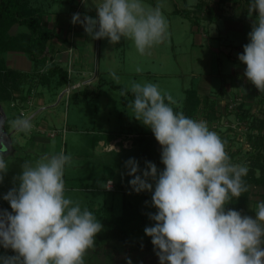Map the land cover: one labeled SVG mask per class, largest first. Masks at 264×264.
Listing matches in <instances>:
<instances>
[{
    "label": "clouds",
    "instance_id": "1",
    "mask_svg": "<svg viewBox=\"0 0 264 264\" xmlns=\"http://www.w3.org/2000/svg\"><path fill=\"white\" fill-rule=\"evenodd\" d=\"M93 6L95 17L74 13L70 22L80 24L94 40L107 38L116 44L121 38L129 39L144 55L170 35L160 3L99 0ZM247 14L252 20L249 42L237 58L246 65L243 75L264 92V0H250ZM109 75L120 83L115 71ZM128 91L134 96L129 103L132 117L150 128L161 146L163 170L148 160L143 169L135 158L125 161L132 191L151 192L156 212L147 215L155 223L146 226L144 233L151 237L159 264H264V201L257 203L254 216L226 209L248 191L244 180L248 166L232 162L227 141L210 130L206 120L174 110L176 100L158 84L132 81L121 96ZM10 126L24 134L33 128L23 115ZM6 151L0 137V182L8 170ZM71 163V155L61 151L21 165V173L13 177L18 186L2 197L11 212L0 209V247L14 255L0 254V264H85L84 257L94 248L103 225L87 207L66 197L64 173ZM112 183L109 179L108 189Z\"/></svg>",
    "mask_w": 264,
    "mask_h": 264
},
{
    "label": "rangeland",
    "instance_id": "2",
    "mask_svg": "<svg viewBox=\"0 0 264 264\" xmlns=\"http://www.w3.org/2000/svg\"><path fill=\"white\" fill-rule=\"evenodd\" d=\"M48 1L46 0L45 3ZM160 1L144 0V3L155 6ZM238 3L239 1L235 3V6L230 4L232 7H227L218 23L215 22L217 28L212 26L206 33L200 28H194L187 18L182 16L179 21V16L175 15L169 26L168 39L159 45H154L144 55L137 52L129 39L121 38L120 42L110 44L107 38L94 40L88 35L85 45L77 47V51L73 52V56L78 53L81 57L75 62V73L80 74L81 72L77 70L78 65L87 69L88 72L95 73L96 76L93 77L91 84L97 83L98 79L104 81L99 85L98 93L91 100L79 99L78 96H74L73 92L67 98L63 94L59 101L56 99V105L45 108L39 113L37 117L39 121L42 119L48 125H55L57 128L55 129L57 134L48 140L46 151L37 150L31 145L26 148V141L22 144L23 146H19L16 141L11 143V136H9L7 151L4 153L5 159L8 160V170L4 174L3 181L0 182V187L18 186V181H14L13 177L21 173V165L26 160L34 162L42 154H55L62 151L72 157V163L65 167L64 173L66 197L79 201L82 207H89L94 215L100 212L103 205H109L116 215L122 214L125 210L127 214H130L127 225L129 236L132 239L149 237L145 235L144 228L153 226L155 222L148 218L147 213L156 212L155 207L151 205V192L132 191L128 183L132 177L127 175L125 161L135 158L140 168L143 169L145 160H152L143 156L136 144L129 147L122 146L123 143L128 144L129 142H118V149L111 152L103 151L98 147L93 148L95 136L100 135L101 132H103L101 136L106 137L107 133L113 134V131L121 128L133 132L148 129L132 117L133 112L129 107L131 100H125L128 95L121 96V89L110 86L109 82L115 83L109 75L112 71L120 77L119 84L126 88L132 81L158 84L162 91L169 92L176 100V104L173 105L176 111L181 108V101L185 95L184 88H197L199 85H205L212 91L214 90L208 96L216 99L217 110L215 118L207 120L209 128L216 131L222 139L230 140L229 144H226V151L233 163L246 164V155L253 148L246 134L247 123L236 116L233 105L244 100L243 106L249 107L256 113H262L264 102L259 100L258 90L243 74L236 75L231 70L232 66L235 69L239 66H244V68L246 66L238 60L237 54L242 53V46L249 42L247 33L251 30L252 22L247 14L248 7L243 1L237 5ZM93 4H96V1L76 0L74 2V5H79L84 9L88 7L94 9ZM160 4H162L164 15L168 18L169 15L163 8L167 2L161 1ZM52 6H55V2ZM183 13L186 14V11ZM253 19H255V13H253ZM65 63L66 59L63 65ZM16 65H23L22 60L17 61ZM137 67L143 71L137 73L135 71ZM82 72L83 76L80 77H87L84 70ZM88 81L90 80L86 83ZM221 86L223 89L220 88ZM39 90L43 93L47 92V88L42 85L39 86ZM226 102H228V107L224 106ZM3 106L8 113L12 110L19 112L16 107L15 109L10 107L11 102L3 103ZM31 110L32 107L27 109L28 112ZM195 119L206 120V117L204 113L199 112V116ZM73 120L76 124L72 123ZM10 129L12 127L9 125L8 131ZM153 140L160 149L156 139ZM152 162L156 164L158 170H163L162 163ZM86 175H98L99 178L103 175L111 176L116 184L115 189L109 191L101 189V185H79L80 177H73ZM92 182L99 183V179L95 178ZM120 183L125 185H120ZM250 188L249 203L240 211L244 215L254 216L257 203L263 201L262 190L256 186ZM125 199H128L132 205L125 206ZM93 200L98 204L96 205ZM120 246L118 240H109L101 245V248L89 249L84 257L85 264H98L99 261L107 263L111 255L121 256L118 252L110 254L109 251L111 247ZM0 254L13 255L2 251ZM145 263V261L142 262V264Z\"/></svg>",
    "mask_w": 264,
    "mask_h": 264
},
{
    "label": "trees",
    "instance_id": "3",
    "mask_svg": "<svg viewBox=\"0 0 264 264\" xmlns=\"http://www.w3.org/2000/svg\"><path fill=\"white\" fill-rule=\"evenodd\" d=\"M41 12V8L32 5L30 0H0V102L2 103H10L16 97L24 100L39 84L48 86L56 93L70 80L66 67L55 60L53 56V49L48 40L54 35V32L42 27L40 23ZM185 15L192 23L197 21V17L195 18L189 13ZM14 24L23 26L24 29L11 33L10 28ZM9 49L25 51L33 62L31 70L23 71L7 67L4 63L3 52ZM48 64H51V68L45 70ZM103 82L98 79L94 85L89 82L84 83L82 87L74 90L73 94L79 99L90 100L98 93V87ZM109 84L121 90L126 88L113 82H109ZM15 92L19 93L16 94ZM184 94L179 111L193 119L199 116V112L205 114L206 121L215 118L216 99L210 98L208 94L200 95L194 87L185 88ZM258 94H260L259 100L264 102V92ZM127 95L126 101L133 100L134 96L130 91L127 92ZM243 101L241 100L233 107H235L236 116L247 123L246 134L253 148L245 158L249 168L247 176L244 177L248 191L239 198H234L226 205V209L240 210L248 204L250 187L252 186L262 190L261 195L264 201V110L262 113L251 111L249 107L243 106ZM224 106L228 107V102ZM233 107L231 106V108ZM8 118L9 116L6 114L3 120V128L6 131L10 125ZM154 138L152 131L148 128L147 131H139L133 137V144L139 146L143 156L147 159L161 163V146L160 149L157 148ZM225 140L229 144L230 140ZM10 188L9 186L0 187V209H7L9 212H11L10 205L2 197ZM124 205L131 206L132 203L125 199ZM127 212L129 213V211ZM129 215L125 210L122 214L116 215L109 205H103L100 212L95 214L103 225V229L95 237L94 249L96 247L101 248V245L106 244L109 240H118L121 244L118 248H109L110 254L118 252L121 256L111 255L107 263L99 261L98 264H127L129 259L131 264H142L143 261L146 262L145 264H159L154 246L151 243V237L132 239L129 236L127 231ZM0 251L14 255L11 249L0 247Z\"/></svg>",
    "mask_w": 264,
    "mask_h": 264
},
{
    "label": "crops",
    "instance_id": "4",
    "mask_svg": "<svg viewBox=\"0 0 264 264\" xmlns=\"http://www.w3.org/2000/svg\"><path fill=\"white\" fill-rule=\"evenodd\" d=\"M45 1L46 0H30V3L32 5L39 6L42 10L40 16L41 18L40 23L42 27L48 31L54 32V35L48 40L49 45L53 49V56L57 61H59L63 65L64 59H67L69 54L68 48L72 47L73 50L72 57H74V59H72L73 67L76 68L75 62L79 61L81 57L80 55H78V53H75V56H73V52L77 51V47H83L85 45L88 39V35L85 33L84 28L80 24L74 25L70 21L74 13H80L82 17L85 14L94 17L95 8L93 9L91 7H88L84 9L79 5H74V2L76 0H49L47 3H45ZM94 1H96V3L99 2V0H94ZM161 1L167 2V5L163 6V8L169 15V17L167 18L169 22V26L171 24V21L175 18V15L179 16V21H181L182 16L185 19L187 18L188 20H190L183 13L186 11V13H189L193 17L195 18L197 17L196 22L192 23L190 20L192 26L196 29L200 28L202 31H205V33L212 26H215V28H217L216 23H218L219 19L225 13L227 7L230 6L231 8L233 5L235 6V3L238 1L239 3L243 1L244 5L248 7L250 2V0H161ZM54 2H55V6L53 7L52 4ZM239 3L237 5H239ZM182 9L185 10L182 11ZM229 11L230 10H228V12ZM23 29H24L23 26L14 24L10 28V32L15 33L16 31ZM3 58L5 65L10 68L29 71L33 66L32 60L30 59L28 54L23 50H18V49L6 50L5 52H3ZM19 60H22L23 65L21 66L16 65V62ZM80 67L78 65V69H77L81 71L80 74H76L75 73L76 71L74 69V72L71 76V80H81L84 82L90 80L88 82L91 84V81L94 80L93 77L96 76V74L92 73V71L88 72V70L82 67L81 65ZM244 69H245L244 66L236 67V69L234 66L231 67L232 72L236 73V75L237 74L242 75L244 73ZM82 70H84V73L87 75V77H82V78L80 77L81 75L83 76ZM40 85L42 84L37 85V87H35L24 100H20L19 97H16L14 100L11 101L14 102V104L11 105L10 107L11 108L14 107V109L16 107L19 110L18 113L14 112L13 110L8 113L5 110V107L3 106L2 102L1 104L4 108L5 113L7 114V116H9L8 122H11L16 117H20L23 115V116H27L32 121L33 124L32 131L29 134L18 133L15 129L13 128L10 129L12 130V133L10 134L11 143L12 141H16L19 146L20 145L23 146L22 144L26 141V145H25L26 148H28L31 145L35 147V149L37 148V150L41 149L43 151H46V149L48 148L49 138L57 134L56 133L54 135H50V132L52 131L56 132L55 129L57 128L55 125H51V126L48 125L42 119L41 121H39L37 117L43 109L56 105L57 101H59L62 98V94L60 93V90L54 93L53 90H51L46 85H42L47 88V92L43 93V91L39 90ZM220 88L223 89V86H221ZM196 91L200 95H207L210 94V92H213L214 90L212 91L211 89H209L208 86L199 85V87L196 88ZM15 93L18 94L19 92H15ZM31 107L32 110L28 112L27 109H30ZM21 109H22V113L20 112ZM72 123L76 124L75 120H73ZM147 130L148 129L144 131ZM138 132H133L132 130L127 131L121 128L113 131V134L107 133L106 137L101 136V134L103 135V132H101L99 133L100 135L95 136V140H94L95 142L93 144V148L98 147L103 151L111 152L113 150L118 149L117 143L118 142L120 143L122 141L129 142L128 144L127 143H123V145L121 144L122 146L129 147L130 145L133 144V137ZM97 176L98 175H93V176L86 175V176H73V177L74 178L80 177L78 180L79 185H101V189L103 190H106L104 187L107 179H112L113 181V178L111 176L103 175L101 176V178ZM95 178L99 179V183L92 182V180H94ZM114 185L116 184L114 183ZM120 185H125V184L120 183ZM93 201L96 203V205L98 204L97 201L95 200Z\"/></svg>",
    "mask_w": 264,
    "mask_h": 264
},
{
    "label": "built area",
    "instance_id": "5",
    "mask_svg": "<svg viewBox=\"0 0 264 264\" xmlns=\"http://www.w3.org/2000/svg\"><path fill=\"white\" fill-rule=\"evenodd\" d=\"M68 51H69V54H68V57H67V59H66V63H65V67H66V69H67V71H68V76H70V80L62 87V89L60 90L61 91V94L63 95V94H65L66 95V98L74 91V90H76V89H78V88H80V87H82L83 86V84L84 83H86V82H84V81H81V80H71V76H72V74H73V72H74V67H73V60H72V47H69L68 48ZM56 60V59H55ZM14 104V102H11V105H13ZM20 112L22 113V109L20 110ZM54 134H56V132H54V131H52V132H50V135H54ZM112 180V179H111ZM108 181H109V179H107L106 180V182H105V189L106 190H109V191H111V190H114L115 189V185H114V183H112V185H111V188L110 189H108L107 188V186H108ZM113 182V181H112Z\"/></svg>",
    "mask_w": 264,
    "mask_h": 264
},
{
    "label": "water",
    "instance_id": "6",
    "mask_svg": "<svg viewBox=\"0 0 264 264\" xmlns=\"http://www.w3.org/2000/svg\"><path fill=\"white\" fill-rule=\"evenodd\" d=\"M5 117H6V113H5L4 108H3V106H2V104L0 102V137L3 138L5 145H7L8 144L7 138L12 133V130L6 131L3 128V120L5 119Z\"/></svg>",
    "mask_w": 264,
    "mask_h": 264
}]
</instances>
